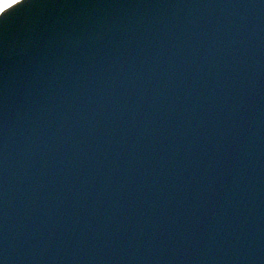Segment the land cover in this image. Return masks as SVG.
<instances>
[{
  "label": "water",
  "instance_id": "1",
  "mask_svg": "<svg viewBox=\"0 0 264 264\" xmlns=\"http://www.w3.org/2000/svg\"><path fill=\"white\" fill-rule=\"evenodd\" d=\"M0 264H264V0L0 18Z\"/></svg>",
  "mask_w": 264,
  "mask_h": 264
},
{
  "label": "snow or ice",
  "instance_id": "2",
  "mask_svg": "<svg viewBox=\"0 0 264 264\" xmlns=\"http://www.w3.org/2000/svg\"><path fill=\"white\" fill-rule=\"evenodd\" d=\"M30 0H0V18H3L14 9L28 4Z\"/></svg>",
  "mask_w": 264,
  "mask_h": 264
}]
</instances>
